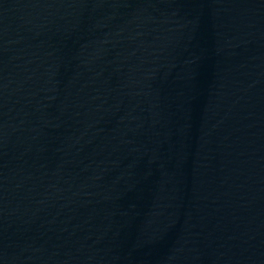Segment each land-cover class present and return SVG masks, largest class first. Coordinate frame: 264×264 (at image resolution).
<instances>
[{
    "label": "water",
    "instance_id": "95a60500",
    "mask_svg": "<svg viewBox=\"0 0 264 264\" xmlns=\"http://www.w3.org/2000/svg\"><path fill=\"white\" fill-rule=\"evenodd\" d=\"M0 264H264V0H0Z\"/></svg>",
    "mask_w": 264,
    "mask_h": 264
}]
</instances>
